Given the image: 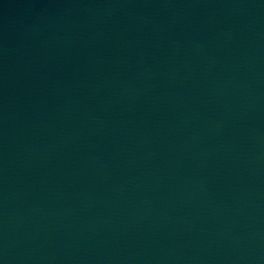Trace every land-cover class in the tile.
<instances>
[{
    "label": "water",
    "instance_id": "water-1",
    "mask_svg": "<svg viewBox=\"0 0 264 264\" xmlns=\"http://www.w3.org/2000/svg\"><path fill=\"white\" fill-rule=\"evenodd\" d=\"M0 264H264V0H0Z\"/></svg>",
    "mask_w": 264,
    "mask_h": 264
}]
</instances>
